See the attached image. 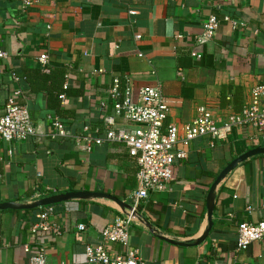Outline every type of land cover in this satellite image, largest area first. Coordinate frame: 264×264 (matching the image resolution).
<instances>
[{
  "label": "crops",
  "instance_id": "1",
  "mask_svg": "<svg viewBox=\"0 0 264 264\" xmlns=\"http://www.w3.org/2000/svg\"><path fill=\"white\" fill-rule=\"evenodd\" d=\"M210 15L228 16L245 28L233 30L222 22L210 42L196 47L194 39ZM0 47L7 53L0 62V116L19 92L16 102L27 106L36 130L23 142L0 140V204L88 192L130 206L138 166L128 149L112 142L86 151L71 138L52 140L49 118H57L72 136L86 127L104 137L107 118L115 132L133 130L113 109L109 91L118 79L122 96L128 88L137 99L140 88L158 86L176 100L165 127L189 124L199 107L221 125L242 112L254 86L264 84V0H36L25 12L16 0H0ZM193 48L201 52L200 60L190 56ZM42 54L48 56L49 73L38 65ZM63 82L61 105L57 94ZM263 146L250 126L223 140L180 142L177 149L187 157L174 162L164 192H150L140 202L141 219L129 229L130 246L144 264H264V239L244 251L236 247L239 224L264 222V155L238 164L219 183L209 235L193 245L208 226L206 199L218 174ZM55 208L58 235L32 234L40 208L0 211V264H28L40 245L47 264H81L85 248L99 245L100 233L123 214L102 198ZM108 249L121 252L117 244Z\"/></svg>",
  "mask_w": 264,
  "mask_h": 264
},
{
  "label": "built area",
  "instance_id": "2",
  "mask_svg": "<svg viewBox=\"0 0 264 264\" xmlns=\"http://www.w3.org/2000/svg\"><path fill=\"white\" fill-rule=\"evenodd\" d=\"M25 12L35 5L36 0H16ZM175 1V0H171ZM230 24L233 30L245 28V24L224 16L219 20L215 15H210L202 26L201 32L195 37L194 46H201L210 42L220 23ZM178 39L181 36H177ZM140 36H135L139 40ZM7 53L0 47V62ZM190 56L194 60L202 58L201 52L193 48ZM38 65L45 73H49L48 56L42 54L37 59ZM180 75V72L178 73ZM17 81V78H13ZM129 83V80H126ZM64 89L67 87L64 85ZM19 92L9 98L5 104L3 115L0 116V140L6 143L23 142L35 136L36 130L27 106L16 102ZM113 100V109L117 115L134 125L131 131L113 130V119H105L104 137H96L88 128L82 129V134L72 136L57 118H49L52 140L71 138L82 150L89 151L92 147L104 143L117 142L123 144L138 166L136 173L137 188L130 195L131 211L127 215L117 216L113 223L100 233L101 243L97 246L85 248V261L81 264H144L138 251L130 246L129 229L135 218L141 201L147 199L150 192H164L166 186L172 181V170L176 160H184L187 155L177 145L209 137L212 140H223L233 130L247 126L258 131L264 140V84H257L250 92V99L246 107L239 114L228 117L221 125H217L210 111L199 107L196 116L183 127L170 123L165 127L166 119L171 108L176 105V100L165 97L158 86H145L138 90L137 99H134L130 90L125 89L123 96L119 91V81L114 79L109 91ZM61 105L65 104L66 94L58 95ZM55 205L42 207L36 215V224L32 226V234L45 233L50 235L60 234V227L54 221ZM78 230L84 231L85 227L79 225ZM264 239V222L241 223L237 226L236 247L238 251L246 250L251 244ZM117 244L121 248L119 254H113L108 246ZM38 252L29 255L28 264H47L46 251L42 245ZM28 253V247L24 248Z\"/></svg>",
  "mask_w": 264,
  "mask_h": 264
},
{
  "label": "water",
  "instance_id": "3",
  "mask_svg": "<svg viewBox=\"0 0 264 264\" xmlns=\"http://www.w3.org/2000/svg\"><path fill=\"white\" fill-rule=\"evenodd\" d=\"M257 155H264V146L263 147H257L252 150H249L245 152L244 154L238 156L236 159H234L232 162H230L217 176L215 182L210 187V190L207 195L206 199V209H207V223L208 226L203 233V235L195 240L194 244L195 246L201 244L206 240V238L209 235V232L212 227V212L214 208V200H215V190L216 187L219 185V183L227 176L228 173H230L238 164L244 162L245 160L257 156ZM96 198H102V199H108L113 201L121 210V212L124 215H127L128 211H131V207L128 206L126 203L118 200L115 197H112L110 195L106 194H99V193H88V192H71V193H65V194H59V195H53L49 197H45L39 200H36L31 203H16V202H8V203H2L0 204V211L4 210H13V211H28V210H35L41 207H46L50 205H57L60 203H66L71 200H92ZM132 217L135 219H141L140 215L137 212L132 213ZM146 226L151 231H155L152 229V227L149 224H146ZM154 233H157L156 231ZM166 242H169L171 244H177L179 246H187L188 243H180L176 242L174 239H167L164 237H160Z\"/></svg>",
  "mask_w": 264,
  "mask_h": 264
},
{
  "label": "trees",
  "instance_id": "4",
  "mask_svg": "<svg viewBox=\"0 0 264 264\" xmlns=\"http://www.w3.org/2000/svg\"><path fill=\"white\" fill-rule=\"evenodd\" d=\"M64 82L62 83V86H61V90H60V92H58V94H57V98H58V95L59 94H61V93H65L66 94V91H67V89H64L63 87H64Z\"/></svg>",
  "mask_w": 264,
  "mask_h": 264
}]
</instances>
